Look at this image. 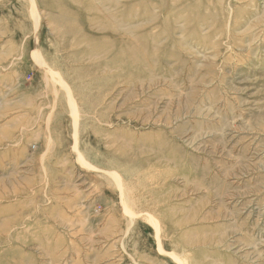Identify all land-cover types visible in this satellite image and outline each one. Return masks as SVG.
<instances>
[{"label": "rangeland", "instance_id": "obj_1", "mask_svg": "<svg viewBox=\"0 0 264 264\" xmlns=\"http://www.w3.org/2000/svg\"><path fill=\"white\" fill-rule=\"evenodd\" d=\"M0 264H264V0H0Z\"/></svg>", "mask_w": 264, "mask_h": 264}, {"label": "bare ground", "instance_id": "obj_2", "mask_svg": "<svg viewBox=\"0 0 264 264\" xmlns=\"http://www.w3.org/2000/svg\"><path fill=\"white\" fill-rule=\"evenodd\" d=\"M35 12V11H34ZM34 14V13H33ZM32 14V15H33ZM38 15H37V13L35 12V18L37 17ZM37 18H39V17H37ZM36 18V19H37ZM37 23V22H36ZM39 24V23H38ZM38 55V58L39 59H41V57L39 56L40 55V53H39V51L38 50H36V52L34 53V56H37ZM46 64V63H45ZM47 65V64H46ZM41 66H44V64H43V62L41 63ZM44 68H46L45 66H44ZM44 70V69H43ZM44 72V71H43ZM46 72V71H45ZM48 72V71H47ZM51 72V71H50ZM51 76L52 77H54V78H56L55 79V82L57 83V84H59L60 86H62L63 88H64V91H65V93H66V95H67V100H68V103H69V107L70 108H72V106L74 107V108H72L73 110L74 109H77L76 108V103H75V100H74V98H73V96H72V93L70 92V90H69V88H68V86L67 85H65L64 84V82L61 80V78H60V76H59V74H57V72L56 73H53V72H51ZM53 78V79H54ZM50 79V78H49ZM46 82V81H45ZM45 84V83H44ZM48 84V83H47ZM46 87V86H45ZM59 90V89H58ZM49 91V90H48ZM60 91V90H59ZM58 93V92H57ZM72 104V105H71ZM72 110V111H73ZM53 113V112H52ZM72 113V112H71ZM73 114L75 115V113L73 112ZM76 116V115H75ZM71 117H72V115H71ZM79 118V117H78ZM73 120V119H72ZM76 120H78V119H76ZM77 123V122H76ZM90 166V165H89ZM91 168H94V167H92V166H90ZM94 169H97V168H94ZM99 170V169H98ZM99 172V171H98ZM104 173L105 174H107L109 177H110V183L112 184V186L114 187V188H116L118 191H119V193H120V195H124V191L126 190V187L124 186V183H122V179H121V177L117 174V173H115V172H113V171H104ZM85 183V182H84ZM127 185V184H126ZM131 189V188H130ZM126 200H128V198L126 199ZM130 201H131V199H130ZM128 202V201H127ZM128 205V204H127ZM133 213V212H132ZM137 213V212H136ZM136 215V214H135ZM147 215V214H146ZM135 218V217H134ZM143 222V221H142ZM75 223V222H74ZM72 224V223H71ZM156 224H157V222H156ZM158 225V224H157ZM21 228V227H20ZM157 228V227H156ZM158 231V228H157V230H156V232ZM157 236V235H156ZM125 237V236H124ZM159 237V236H158ZM157 240V239H156ZM162 251V250H161ZM164 252V251H163ZM174 258V257H173ZM179 259V258H178Z\"/></svg>", "mask_w": 264, "mask_h": 264}]
</instances>
